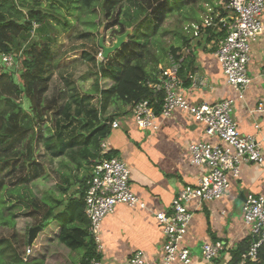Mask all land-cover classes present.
I'll return each mask as SVG.
<instances>
[{
	"label": "trees",
	"instance_id": "1",
	"mask_svg": "<svg viewBox=\"0 0 264 264\" xmlns=\"http://www.w3.org/2000/svg\"><path fill=\"white\" fill-rule=\"evenodd\" d=\"M53 1L67 9L76 3L74 0ZM109 1L114 0H80V9L96 14L95 12L100 8L101 11H105ZM167 1L172 14L181 11L184 1L186 2V0ZM228 2L229 0H219V4L212 6L220 18L229 15L230 12L224 10ZM130 3L131 6L121 13L123 17L117 16L115 20V23L120 22L122 25L121 32L117 31L116 34L123 35L128 29H133V34L120 50L101 63L99 76L95 82V92L102 99L100 109H93L89 107V103L80 100L82 107L78 109L77 118L72 117L73 114L70 116L79 122L82 135L79 134V147L68 148L66 142L62 143L63 136L53 134L50 130L49 133H42V138L38 140L37 127L45 119L44 100L50 87L48 73L57 68H67L82 59L95 61V58L84 51L72 52L53 65V50L58 45L59 36L71 29L70 20L58 13L53 3L49 9L28 5V12L25 13L17 0H0V174L5 171V167L13 168L15 172L20 162L27 169L25 177L21 180L25 183L21 189H8L5 177H0V225L10 228L16 226L18 206L13 196L16 195L20 201L26 197L33 198L31 204L36 199L28 185L36 180L42 171L43 165L37 159L38 146L43 149L48 159L66 156L68 161L63 165L71 163L80 169L90 160L100 156L102 144L108 140L113 131L112 124L118 115L107 116L112 102L135 106L146 99L153 103L159 102L156 111L160 113L163 96H157L149 86L158 81L160 66L166 59L167 64L162 67H168L172 60L179 64L183 86L189 88L191 76L199 70L198 51L201 48L206 51L209 45L214 49L217 48L218 42L226 36V29L220 25L219 29L209 28L202 32L200 38H190L184 28L190 23L200 22L202 14L198 21L183 26V34H176L178 45L165 47L162 45L161 37H158L161 27L157 20L148 14L143 5ZM61 22L63 29L59 26ZM35 23L39 27L37 30L42 34H33ZM48 28L50 30L45 35L44 32ZM170 33L164 31L162 37ZM135 42H140L136 50L132 47ZM97 48L100 49L99 44ZM121 53L127 55L123 59L124 62L118 57ZM8 55L14 58L13 67H6L2 63L3 56ZM103 80H110L112 86L102 88ZM75 100L77 101V98ZM113 156L115 154L110 152L106 157ZM65 183L56 186L55 190L59 191L57 198L50 193L44 196V201L49 198L45 201L47 208L41 209L40 205H36L35 208L44 211V215H41L43 218L41 226L45 229L52 224L57 225L59 227L57 239L75 251L83 250L84 256L80 264H88L96 256L95 243L89 234L90 222L85 215L84 199L88 180H80L83 190L77 192L79 196L71 194L67 197L70 185L68 181ZM249 245V237H247L235 247H231L229 264H238L249 249ZM0 264H44V262L24 258L9 239H0ZM247 264H264V247L260 250L259 262Z\"/></svg>",
	"mask_w": 264,
	"mask_h": 264
},
{
	"label": "crops",
	"instance_id": "2",
	"mask_svg": "<svg viewBox=\"0 0 264 264\" xmlns=\"http://www.w3.org/2000/svg\"><path fill=\"white\" fill-rule=\"evenodd\" d=\"M216 50L217 48L209 45L206 51L203 48L198 51L199 70L194 76L200 80V84L193 88L191 81V86L186 88V98L192 105H200L220 103L225 98L233 97L236 102L232 117L238 123L240 132L256 135L264 149V112H257L258 105L264 100V35L252 49L248 68L252 83L243 99H240L235 89L228 84L215 56ZM101 84L105 89L112 86L110 80H103ZM49 86L46 100L48 94L54 92L51 82ZM74 95L77 102L82 100L89 103V107L100 109L101 105L91 106L88 99L90 95L84 96L76 91ZM50 100L54 102L55 98L51 96ZM99 102L100 104L102 102L100 96ZM81 107H76L72 117L77 118L78 109ZM131 108L132 106L112 102L107 116L118 115L116 121L120 122V127L113 129L106 143L111 152L129 166L133 190L147 203L149 209L141 210L120 205L113 215L105 219L102 227L104 252L101 259L103 264H128L134 252L142 251L147 264H160L165 238L161 225L155 219V213L169 210L179 190L186 185L197 184L203 175V169L193 167L189 163L188 146L192 142L217 140L206 134L202 123L181 110H176L169 119L160 120L158 131L142 130L136 125ZM72 117L70 118L74 119ZM69 127L71 126L65 122L60 124L56 119L53 134H61L64 138L62 143L66 142V147H79L81 126L76 121L73 125V129H76L73 137L70 136ZM67 159L66 156H61L55 159L51 157L49 160L65 163ZM63 166L67 171L61 175L60 184L68 181L69 193L76 195L83 190L79 182L85 179L80 177L83 173L89 172L90 162L80 169L71 163ZM90 177L91 175L86 179L89 180ZM250 193L264 195V167L247 163L242 168L240 179L233 181L229 192L222 200L201 205L195 203L191 206L194 215L184 246L189 247L192 252V264H210L204 260L202 253V247L206 243L222 241L228 247H235L248 237L242 208ZM58 234L59 227L56 225L53 237H50L51 240H55V244ZM54 243L51 242L47 246H43L42 243L33 248L40 246L41 251L48 253ZM230 260L231 254L227 249L214 260L213 264H229ZM46 262L47 260L45 264Z\"/></svg>",
	"mask_w": 264,
	"mask_h": 264
},
{
	"label": "built area",
	"instance_id": "3",
	"mask_svg": "<svg viewBox=\"0 0 264 264\" xmlns=\"http://www.w3.org/2000/svg\"><path fill=\"white\" fill-rule=\"evenodd\" d=\"M224 10L230 13L220 18L213 7H208L201 21L186 25L184 31L190 38H200L202 32L209 28L219 29L222 25L226 29V36L217 44L215 56L228 84L243 99L252 83L248 70L252 49L264 35V0H229ZM100 59L105 60L103 52ZM2 63L6 67H13L15 61L12 55H8L3 56ZM180 70V65L172 60L168 67H160L158 81L149 84L157 96H163L160 113L156 111L159 102L153 103L146 99L131 108L132 117L142 130L158 131L160 120L169 119L176 110H181L196 118L205 126L206 134L217 140L192 142L188 146L189 163L203 169V175L197 184H189L179 190L169 210L155 213L165 238L160 264H192V252L184 246L194 215L191 206L222 200L233 181L240 179L245 164L264 167L262 143L256 135L242 134L232 117L236 100L228 97L220 103L192 105L186 98ZM191 81L193 88L200 84L194 75ZM257 112H264V100L258 105ZM119 127L120 122L115 120L112 128ZM110 152L104 142L100 156L90 160L92 172L84 201L96 256L88 264H103V223L116 212L118 206L149 209L147 203L133 190L131 170L127 163L118 156L107 158ZM242 212L250 245L238 264L257 263L260 250L264 247V195H248ZM230 248L222 241L206 243L202 247L204 260L213 264L225 249ZM32 253L33 246L28 248L27 256ZM128 264H147L144 252H134Z\"/></svg>",
	"mask_w": 264,
	"mask_h": 264
},
{
	"label": "rangeland",
	"instance_id": "4",
	"mask_svg": "<svg viewBox=\"0 0 264 264\" xmlns=\"http://www.w3.org/2000/svg\"><path fill=\"white\" fill-rule=\"evenodd\" d=\"M17 1L22 11L25 13L28 12V5H36V7L49 9L53 3L56 5L58 13L65 15L70 20L71 29L59 36L58 45L53 50V65H56L68 53L79 51H84L85 53L90 54L96 61L82 59L67 68H53L54 70L48 73L50 82L54 86V92H50L47 100H44L46 107L44 110L45 119L37 127L38 140L42 138V133H49L48 130L52 133L55 131L54 121H56V119L60 124L61 122H65V124L71 126L68 128L70 129V136L73 137L75 135L76 129H73V125L77 120H70V116L75 113L76 107L80 106L81 102L75 101V91L84 96L90 95L88 96V99L91 101V106L100 105L99 96L95 92V82L99 76L100 66L103 61L100 59L102 50L97 48V44H99L102 35L105 37V44L107 46L113 44L116 40V36H118V34H116L117 31L121 32L120 29H122L120 22L115 23V20L117 19V16L119 18L123 17L121 16V13L124 12L125 8L131 6L130 2L143 5L147 9L148 14L157 20V23L161 27L158 37H161V40H163L162 45L165 47L174 44L178 45L175 36L179 33L183 34V26L189 22L198 21L200 16L207 12L208 7L219 4V0H186L187 3L184 1L183 9L172 14L170 12V4L167 0H114L107 3L105 11H101L100 8V10L95 12L96 14H91L80 9V0H74L76 3L70 9L61 6L58 2L53 0ZM22 6H26V8L23 9ZM55 14L57 13L55 12ZM62 24L63 22L59 24L61 29H63ZM38 28V24L35 23L33 28L34 35L42 34V32L40 33V31H38ZM49 30L50 28H48L44 34L46 35ZM164 31H170L172 34L170 33L166 37H162ZM139 44L140 42H135L132 46L133 49H138ZM126 56L127 55L124 53L118 55L119 59L122 60L121 62H124L123 59H125ZM126 61L127 59L125 62ZM166 64L167 59L163 65ZM51 96L52 98H55L54 102L50 100ZM83 103L85 102L83 101ZM58 117L60 119H58ZM82 120H84V118ZM37 159L40 161V164L43 165H41V174L36 180L28 185V187L32 189L36 199L33 201V204H31L30 202L33 198L30 199V197H26L23 201H20L16 195L13 196L16 206H18L16 211L18 216L16 219V226L15 228H10L0 225V239H9L15 245V248L19 250L21 256L28 258L30 261L40 260L43 261L44 264L46 260V264H79L84 255L83 250L75 251L57 239V244L54 243L55 240L50 239V237H53V231L56 228L55 224H52L50 227L48 226V228L46 227L43 232L40 233L33 245L38 246L43 243V246H47L51 242L54 243L55 245L49 249L48 253L41 251L39 246L33 248V255H31V257H25L27 256V250L29 248V230L33 227L41 226L43 220L42 216L44 215V211L38 210L35 206L40 205L41 209L44 207L47 208L45 201L49 200V198H46L44 201V196L49 193L55 195L54 197L57 198L59 191L58 189L55 190L56 186L62 182L61 175L67 171L62 162L49 160L44 154L43 149L39 146ZM25 170H27L25 165L20 162L17 165L15 172L13 171V168L5 167V171L0 174V177H5L8 189H21L25 184L21 181L22 178L25 177ZM90 175L91 169L89 168V172L83 173L80 178L86 179L89 178ZM70 195L71 193H69V196Z\"/></svg>",
	"mask_w": 264,
	"mask_h": 264
},
{
	"label": "water",
	"instance_id": "5",
	"mask_svg": "<svg viewBox=\"0 0 264 264\" xmlns=\"http://www.w3.org/2000/svg\"><path fill=\"white\" fill-rule=\"evenodd\" d=\"M133 34V29H128L125 34L116 36V40L111 46L105 44V37L102 35L99 41V47L103 52V58L108 59L110 55L114 54L122 48V46L127 43L130 35ZM44 228L42 226L33 227L29 230V247H32L37 240L40 233H42Z\"/></svg>",
	"mask_w": 264,
	"mask_h": 264
}]
</instances>
